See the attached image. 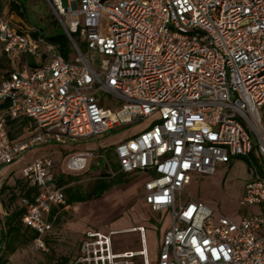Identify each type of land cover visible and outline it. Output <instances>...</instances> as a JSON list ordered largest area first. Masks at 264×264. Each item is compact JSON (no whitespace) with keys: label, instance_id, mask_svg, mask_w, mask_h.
Here are the masks:
<instances>
[{"label":"built area","instance_id":"2783aa9c","mask_svg":"<svg viewBox=\"0 0 264 264\" xmlns=\"http://www.w3.org/2000/svg\"><path fill=\"white\" fill-rule=\"evenodd\" d=\"M13 1L0 0V48L25 64L0 71V190L5 168L34 146L155 116L114 145L115 167L107 163L109 177L147 174L144 202L169 210L155 264H264V0H47L70 40L68 59L13 16ZM16 117L35 125L25 140L9 137L7 120ZM238 156L251 178L248 211L235 221L186 186L192 174H213ZM89 157L70 154L66 167L84 169ZM53 167L43 156L21 168L36 188L32 201L21 198V220L44 252L51 209L68 205ZM136 230L137 251L117 250L113 233L86 231L70 264H149Z\"/></svg>","mask_w":264,"mask_h":264},{"label":"rangeland","instance_id":"374dc122","mask_svg":"<svg viewBox=\"0 0 264 264\" xmlns=\"http://www.w3.org/2000/svg\"><path fill=\"white\" fill-rule=\"evenodd\" d=\"M22 1L25 16L13 13L15 18L19 17L26 24L43 29L44 34L62 28L47 0ZM61 2L63 7L67 6V0ZM99 62V59H96L94 64L97 66ZM4 63L3 61L2 64ZM8 65L12 69L17 67L12 59ZM155 119L153 116L133 121L95 138L64 144H41L24 151L5 168L7 171L4 174L3 186L6 188L0 193V212H9L22 205V191L29 186V182L22 177L21 168L33 159L43 156L53 160L54 174L63 175L66 179L65 183L60 185L65 194L69 187L82 195L92 193L94 183L103 176V173L108 172L107 163L109 162L112 168L116 166L114 145L142 132ZM17 129L16 126L13 130ZM28 133L26 128L18 131L20 136H26ZM85 151H93L95 157L88 158L84 169L70 171L66 167L67 157ZM250 178L246 158L233 157L229 162L217 165L213 174H192L186 192L192 197L201 199L208 206L218 209L221 214L239 221L248 211L242 202V197L244 185ZM146 179L143 172L122 175L99 197L69 203L66 207L55 206L58 210L53 227L44 236L49 251L36 249L30 242L19 246L11 253L7 264H57L61 258H68L66 263L68 264L75 255L83 231L113 233L112 240L118 249H139L142 241L139 243L137 238L138 233L141 235V232L133 231L137 228H142L145 232L149 264H155L161 235L169 226L170 214L169 210L154 212L144 204L143 185Z\"/></svg>","mask_w":264,"mask_h":264},{"label":"trees","instance_id":"16d2710c","mask_svg":"<svg viewBox=\"0 0 264 264\" xmlns=\"http://www.w3.org/2000/svg\"><path fill=\"white\" fill-rule=\"evenodd\" d=\"M10 10L16 12V14L19 16H25V7L22 0L13 1L10 5ZM40 31L41 35L45 37L47 41L57 46L60 53L65 59L69 58L71 52V43L61 27H59L58 30H52L49 34H44L43 29H40ZM3 61L5 62V59L0 58V64H2ZM3 106L4 105L1 104L0 109H2ZM16 126L18 127V129L14 131L13 129ZM22 128H24V130L26 128V131H29L26 136L18 135V131L22 130ZM7 129L10 139L25 140L35 131L36 128L30 118L16 117L9 118L7 120ZM102 175L103 176L94 183L92 193L88 195H82L72 187L67 188V203L69 204L83 201L91 197H99L114 182L118 181L119 177H121L123 174H119L114 177H109L107 173H103ZM56 178L58 186L63 185L66 181L63 175H58ZM5 188L6 187L2 185L0 193ZM34 193H36V188L27 186L22 191V197H26L29 201H32ZM26 210L27 206L21 205L14 210L5 212L4 214L0 215V220L2 222V225L0 227V264H7L8 257L11 253H13L19 246H24L32 242L37 237V232L35 230L24 226V224L22 223L21 217L26 212ZM57 210V208L53 207L51 209V215L53 216ZM72 258L69 260V263L71 262ZM67 261L68 258H61L57 264H66Z\"/></svg>","mask_w":264,"mask_h":264},{"label":"crops","instance_id":"0c3cea01","mask_svg":"<svg viewBox=\"0 0 264 264\" xmlns=\"http://www.w3.org/2000/svg\"><path fill=\"white\" fill-rule=\"evenodd\" d=\"M12 13H16V12H14V11H12ZM17 15V14H16ZM14 16V15H13ZM17 18H19V17H17ZM20 19V18H19ZM0 58H5V63L4 64H2L1 66H0V71H3L4 69H9L10 67H9V63H10V60L12 59L10 56H8V55H6V54H4L2 51H1V48H0ZM14 61V64L15 65H17V66H23L24 64H25V62H24V60H22L21 62H18V60H13ZM6 171L7 170H4V174L6 173ZM4 174H3V176H4ZM146 175V177H148L147 176V174H145ZM143 191H144V189H143ZM143 202H144V199H143ZM144 204L145 205H147L145 202H144ZM147 206H149V205H147ZM2 207V206H1ZM54 208H56V207H54ZM1 212H6V211H1ZM1 212H0V214H1ZM55 214H57V211H56V213ZM166 230V229H165ZM165 230H164V232H165ZM133 231H138V230H136V229H134ZM163 232V233H164ZM84 231L82 232V234H81V237L79 238L80 240L82 239V237H83V235H84ZM163 233H162V235H163ZM162 235H161V238H162ZM141 235L138 233V241H139V243L141 242ZM80 240H79V242H80ZM144 240H145V247H146V250H147V252H148V247H147V243H146V235H145V232H144ZM46 242V241H45ZM79 242H78V244H79ZM160 243H161V239H160ZM115 246V245H114ZM77 247H78V245L76 246V250H77ZM142 247V246H141ZM141 247L139 248V249H129V250H134V251H137V250H140L141 249ZM160 247V246H159ZM115 248L117 249V250H119V251H123V250H121V249H118L116 246H115ZM158 252H159V250H158ZM75 254H76V252H75ZM148 256H149V252H148ZM158 256V255H157ZM70 264V263H69Z\"/></svg>","mask_w":264,"mask_h":264}]
</instances>
